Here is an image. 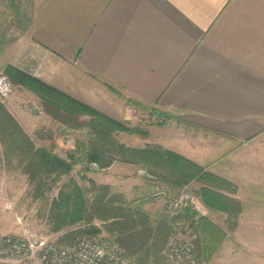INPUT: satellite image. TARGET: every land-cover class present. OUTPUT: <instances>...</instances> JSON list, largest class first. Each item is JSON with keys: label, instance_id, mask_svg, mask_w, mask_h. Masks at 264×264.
<instances>
[{"label": "crops", "instance_id": "crops-1", "mask_svg": "<svg viewBox=\"0 0 264 264\" xmlns=\"http://www.w3.org/2000/svg\"><path fill=\"white\" fill-rule=\"evenodd\" d=\"M20 5L28 19L20 18L11 36L0 35L1 69L22 70L131 126L142 123L136 105L174 116L179 124L148 127L140 144L158 145L227 181L235 193L223 194L240 204L232 232H226L224 213L208 209L204 218L224 236L207 263H223L228 242L250 252L264 247V0H20ZM26 101L37 97L13 92L4 103L31 140L52 134L58 122ZM140 168L115 162L103 184L156 217L165 201L148 198L159 184L138 174ZM188 186L199 198L200 186ZM232 251V264H253V254Z\"/></svg>", "mask_w": 264, "mask_h": 264}, {"label": "trees", "instance_id": "trees-1", "mask_svg": "<svg viewBox=\"0 0 264 264\" xmlns=\"http://www.w3.org/2000/svg\"><path fill=\"white\" fill-rule=\"evenodd\" d=\"M4 73L13 85L35 94L41 100L45 113L54 121L66 129L87 130L88 141L77 147L81 159L76 161L71 156L66 161L50 150L36 147L0 104V155L7 161L16 159L23 166L29 183L38 192H42L45 178L66 175L78 163H96L105 169L117 160L145 167L159 185L173 194L192 182L197 183L200 188L196 194L202 204L213 212L226 215V232L236 229L240 204L223 194L235 193L230 183L204 172L200 166L160 146L128 148L116 141L114 133L135 134L137 130L128 129L15 67L7 66ZM137 108L147 110L141 106ZM150 115L160 119L157 126L171 117V114L156 109L150 110ZM84 117L87 120H82ZM87 193L90 195L87 196ZM50 217L54 231H66L62 241H69L67 245H71L78 235H94L104 230L135 264L163 263L162 249L176 221L187 225L195 236L194 253L199 264L207 263L213 257L224 236L204 217L190 210L155 221L140 206L128 204L120 193L113 192L109 186L91 184L89 191L84 192L74 181H70L59 194L58 201L52 203ZM94 223H99L101 227L96 228Z\"/></svg>", "mask_w": 264, "mask_h": 264}, {"label": "rangeland", "instance_id": "rangeland-1", "mask_svg": "<svg viewBox=\"0 0 264 264\" xmlns=\"http://www.w3.org/2000/svg\"><path fill=\"white\" fill-rule=\"evenodd\" d=\"M20 18H23L25 20L28 19V11H26L23 5L22 6L20 5V0H0V35L1 36L3 37L9 35L11 36V32H13L11 30L12 29L11 27L15 26ZM17 32H15L14 35L20 36V32L19 31ZM7 66H5L2 69L0 68V74L1 73L5 74L4 70ZM12 86L14 90L13 92H15V94H18L22 97H26L30 95H34L35 97H37L35 94H33L31 91L25 88L15 86L13 84ZM0 104H2L4 108L7 110L6 103H4V101H0ZM26 105L33 110L34 108H38V109L40 108L41 111L45 115H47L44 111L42 102L38 97H37V101H35L34 103L33 102L30 103L29 101H26ZM137 109L141 111V109L139 108ZM37 112L38 111H36V113ZM47 116L50 117L49 115ZM141 116H143L142 123L136 126H131L127 122H119L113 119L123 124L128 129L137 130V133L135 134L126 133V132L114 133V138L118 143L128 148L141 149L148 145H153L147 143L141 145L140 141L138 140V139L142 140L143 138H147L148 127H164L166 125H171L175 123L179 124V122H177V119L172 115H170L171 117H169L168 119L164 120L161 126L156 125L159 123L158 121H160V119H158L155 115L154 116L150 115V111L148 110L141 111ZM82 120H87V118L84 117L82 118ZM58 124L59 126H57L53 130V133L50 135L46 134L45 137H41L38 134L33 135L32 137L33 143L35 144L36 147H42L52 151L54 154H56L58 157H60L63 160L69 161L71 156H73L76 161L78 159H81V154L79 153L77 147L79 144L81 143L86 144V142L88 141V138L86 136L87 130L86 129L70 130V129H66L60 123ZM58 137L60 138V142H56ZM115 162L126 164L117 160H115L113 163ZM93 164H95L96 167H92ZM126 165H131V164H126ZM132 166H140V165H132ZM140 167H141L140 169L146 170L145 167L143 166ZM106 169L107 168L101 169L96 163H89L87 165L85 162L78 163L73 167L72 171L66 175H61L57 177L52 175L50 177L45 178L44 180L45 185L43 186V190L42 192H38L37 188L29 183L28 176L23 171V166L19 165L16 159L11 158L10 161H7L2 155H0V234L20 235L22 231L28 230L31 234L46 238L55 244L67 245L69 241H62V237L66 231H59V232L54 231L53 223L50 217V210L52 203L58 201L59 194L65 188V186L69 184L70 181H74L82 190H84V192L89 191L91 184H94L96 186L105 185L103 184V179L106 175ZM153 182L156 181L154 180ZM186 187L188 191L193 193L194 188H191L188 185ZM110 188L112 189L113 192L119 193L116 189L112 187ZM89 195L90 193H87V196ZM125 201L127 202L126 199ZM127 203L134 205L129 202ZM143 211L145 212V210ZM145 213L148 214L147 212ZM164 216H165L164 212H162L160 215L156 217L149 215V218L156 221V220H161L162 217ZM94 225L96 228L101 227L99 223H94ZM177 233L183 234L186 237V239L190 241L193 250L195 252V245H194L195 236L192 234L190 228H188L187 225L183 224L181 221H176V223L172 227L170 234L166 239V242L169 236ZM79 236H100V237L111 238L114 240V238L106 234L104 230H102L98 234H94V235L81 234L76 237ZM235 247H233L231 242H228L221 251L220 258L224 262L214 263V264H232L229 260L231 250H233L232 251L233 253H248V254L251 253L253 254V260H252L253 264H264V260H263L264 247L261 246L253 247V249L251 248L252 249L251 252L250 249L248 248L247 250L246 247H238V249H234ZM164 249L165 246L163 247L161 253L163 257V263L161 264H165L167 262L164 258ZM148 264H160V263L150 262ZM209 264H213V263H209ZM241 264H249V262L246 263L244 260V262H241Z\"/></svg>", "mask_w": 264, "mask_h": 264}, {"label": "built area", "instance_id": "built-area-1", "mask_svg": "<svg viewBox=\"0 0 264 264\" xmlns=\"http://www.w3.org/2000/svg\"><path fill=\"white\" fill-rule=\"evenodd\" d=\"M13 86L5 74H0V101L11 97ZM92 167H96L95 164ZM138 174L154 181L146 170ZM148 198L165 201L164 215L171 217L190 210L199 217H207L208 209L197 196L183 187L171 193L161 185H155ZM164 257L170 264H197L193 247L183 234L169 236ZM0 264H135L123 249L111 238L79 236L71 245H58L46 238L31 234H0Z\"/></svg>", "mask_w": 264, "mask_h": 264}]
</instances>
